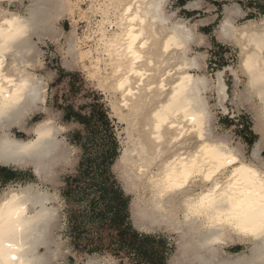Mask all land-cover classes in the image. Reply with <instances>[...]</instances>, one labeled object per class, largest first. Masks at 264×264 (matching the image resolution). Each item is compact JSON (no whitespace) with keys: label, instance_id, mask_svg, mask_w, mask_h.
Wrapping results in <instances>:
<instances>
[{"label":"bare ground","instance_id":"1","mask_svg":"<svg viewBox=\"0 0 264 264\" xmlns=\"http://www.w3.org/2000/svg\"><path fill=\"white\" fill-rule=\"evenodd\" d=\"M1 1L6 6L0 5V63H15L19 78L0 73V113H5L0 115V166L31 168L37 179L19 188L10 186L0 195V264H60L61 246L55 238L60 205L49 186L59 185L61 172L74 167L75 148L63 136L70 126L41 119L28 127L29 118L44 112L32 113L22 123L15 120V114L34 92L38 94L37 106L49 109L45 82L36 73L43 54L34 40L45 43L56 39L54 24L70 11L68 0ZM15 2L23 10H11ZM109 2L118 15L111 19L110 6L102 8L103 18L95 31L100 45L98 63L104 59L111 67L109 84L104 85L120 96L114 102L118 112L127 111L119 116L127 124V141L113 169L120 172L118 178L126 193L135 194L131 214L136 229L177 235L176 252L169 264H264L259 241L242 234V218L250 199L242 182L229 193L241 202L232 213L235 220L202 205L201 197L207 192L200 188L178 196L185 193L194 172L218 168L212 151L215 144L203 143L199 154L183 146L198 133L199 123L194 122L208 124L212 117L204 95L211 81L204 74L191 72L201 68L198 56L190 55L191 46L202 44L204 36L197 32V25L178 20L175 11H168L170 0ZM237 8L241 6L237 4ZM224 14L218 39L239 48L240 67L247 76L244 90L236 91L232 101L246 103L253 112L255 131L260 135L255 148L264 141V16L237 25V19L246 14L243 9L242 14L231 15L225 5ZM227 70L238 83L236 71ZM225 72L218 73L221 103L230 98ZM253 94L259 103L253 102ZM42 126L46 129L43 134ZM14 128L27 133L28 138H19ZM164 189L169 191L161 196ZM230 245L247 250L226 251ZM85 264L103 263L94 257Z\"/></svg>","mask_w":264,"mask_h":264},{"label":"rangeland","instance_id":"2","mask_svg":"<svg viewBox=\"0 0 264 264\" xmlns=\"http://www.w3.org/2000/svg\"><path fill=\"white\" fill-rule=\"evenodd\" d=\"M227 2L234 3L235 0H227ZM109 3V0H68L67 4L70 11L63 13L54 24V28L58 32L56 39H47L45 43H41L38 39L34 40L43 54L42 66L36 70V73L43 78L47 88L46 104L49 109L58 113L57 122L61 125L70 126L63 136L76 149H74L76 157L74 167L61 172L59 185L49 186V189L56 192L60 205L55 230L56 241L60 243L61 252L63 253L57 258V262L60 264H85L94 257L98 258L103 264H137L128 258L119 259L110 254L88 255L74 251L67 237L66 206L62 197L66 178L78 172L82 158L88 156L96 158L102 153L105 131L99 114L107 113L114 125L119 143V155L127 141V124L121 121L119 117L120 113H127V111L121 112L119 110L118 112L114 102H118L120 96L107 84L104 85L105 82L108 83L109 81L111 67L104 59L98 63L100 45L95 31L103 18L102 8L106 9L107 6H110ZM238 4L243 6L242 9L246 16L238 18L237 25H242L250 19L259 20L264 16V0H239ZM0 5L6 6L4 1H1ZM186 5L181 4L180 0H170L167 9L171 12L175 11L178 20L186 21L192 26L197 25V32L204 36L202 44L191 46L190 55L198 56L197 61L201 65L200 69L193 68L191 72L193 74H204L211 81L210 88L204 94L212 114L211 121L214 119L215 110L219 108L221 114L218 125L225 130L226 137H232L245 146L250 145L253 148L260 138V135L255 131L253 112L246 103L236 105L232 101L236 91L244 90L247 80L246 74L240 67V50L237 46L220 41L217 36L219 26L225 17L226 0H211V3L203 8H186ZM23 8L19 2H15L11 10L21 11ZM182 12L190 14L182 15ZM117 15L118 12L110 6V18L115 19ZM201 21H205V23L203 24ZM213 40L215 44L211 43ZM205 44L208 45L207 48H205ZM201 49L205 50L200 51ZM228 68L236 71L240 79L238 83H236L237 81L232 72L227 70ZM220 71H226L224 80L228 85V94L230 95L229 100L223 103L220 102L217 91L218 73ZM253 98V102L259 103L255 94H253ZM93 111L97 114L96 117L90 121L87 120L92 116ZM76 114L82 117L84 123H80L75 118ZM37 115L43 114L38 113L29 118L28 127L34 126L41 120L36 119ZM13 133L21 139L28 138L27 133L21 132L17 128L13 129ZM112 170L118 178L120 172ZM36 179L31 168L22 170L0 166V195L10 186L19 188L27 182H36ZM126 194L131 197L132 202L135 194ZM138 231L156 236L157 239H164L167 242L168 250H165L164 254L166 263L169 264V259L176 252L177 235L164 230ZM244 248L240 245H230L226 248V251L237 253L244 250Z\"/></svg>","mask_w":264,"mask_h":264},{"label":"trees","instance_id":"3","mask_svg":"<svg viewBox=\"0 0 264 264\" xmlns=\"http://www.w3.org/2000/svg\"><path fill=\"white\" fill-rule=\"evenodd\" d=\"M96 115L93 111L87 120ZM75 118L84 123L80 115ZM99 118L105 131L102 153L96 158L83 157L78 172L66 178L62 190L69 243L74 251L88 255L110 254L137 264H167V242L133 226L131 197L112 170L119 156L114 125L107 113Z\"/></svg>","mask_w":264,"mask_h":264},{"label":"snow or ice","instance_id":"4","mask_svg":"<svg viewBox=\"0 0 264 264\" xmlns=\"http://www.w3.org/2000/svg\"><path fill=\"white\" fill-rule=\"evenodd\" d=\"M180 3L188 4L190 7L203 8L205 5L211 3V0H180ZM238 3L239 0H235L234 3H228L226 0L229 14H242L243 6L238 9ZM181 14L188 15L190 13L182 12ZM194 36L195 33H193ZM211 43L215 44V41L213 40ZM207 47L208 45L205 44V48ZM204 50L201 49L200 51ZM37 95L34 92L32 99H27L23 102L22 108L15 114L17 122L22 123L35 112H44V115H37L36 119H44L49 124L58 119V113L55 110L40 109L37 106ZM3 114L5 113H0V115ZM193 120H195V117H193ZM45 130L44 126H42L41 133L43 134ZM262 130H264V126H262ZM217 148L220 150L219 152L216 151ZM212 151L216 152L218 169H226L231 172L229 180L236 179L232 184H227L222 192L215 189L208 192L206 196L201 197L200 203L221 210V215L225 216L228 220H235L237 217L233 216L232 213L241 206V202H238L229 193L236 183L242 182L245 186L244 190L250 198L247 203V210L242 218V234L251 236L259 241V252L261 257L264 258V141H261L255 148H252L250 145L247 147H237L235 139L226 137L219 144H216V147ZM219 188L220 185H216V189ZM168 191L169 189L161 190L160 195L165 196Z\"/></svg>","mask_w":264,"mask_h":264},{"label":"clouds","instance_id":"5","mask_svg":"<svg viewBox=\"0 0 264 264\" xmlns=\"http://www.w3.org/2000/svg\"><path fill=\"white\" fill-rule=\"evenodd\" d=\"M0 73H7L10 77L19 78L16 73V65L11 61L8 65L0 63ZM220 114V110L217 108L214 113V119L210 123L205 124L202 121L194 122L199 123L198 133L193 139L187 141L183 146L185 148L192 147L196 150L197 154H199L203 143L216 145L219 144L220 141L224 140L226 138L225 130L220 128L218 125ZM235 142L237 147H247L237 140H235ZM228 172L229 171L227 170L221 171L218 168L215 169V171L200 169L192 174L191 183L187 184L185 193L178 194V196L182 198L183 195H186L188 192L193 190V188H200L208 193L214 189L218 190L216 189V185H220L219 190L223 191L227 181L229 180Z\"/></svg>","mask_w":264,"mask_h":264},{"label":"crops","instance_id":"6","mask_svg":"<svg viewBox=\"0 0 264 264\" xmlns=\"http://www.w3.org/2000/svg\"><path fill=\"white\" fill-rule=\"evenodd\" d=\"M245 16H246V14H245ZM245 16H244V17H245ZM46 102H47V98H46ZM134 227H135V225H134ZM135 229H136V227H135Z\"/></svg>","mask_w":264,"mask_h":264}]
</instances>
